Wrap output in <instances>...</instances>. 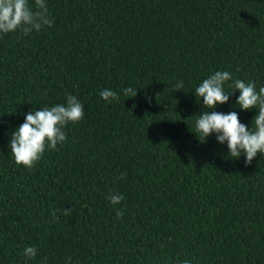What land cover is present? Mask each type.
<instances>
[{"label": "trees", "instance_id": "trees-1", "mask_svg": "<svg viewBox=\"0 0 264 264\" xmlns=\"http://www.w3.org/2000/svg\"><path fill=\"white\" fill-rule=\"evenodd\" d=\"M48 10L51 26L0 34V264H264V155L246 165L191 130L203 110L193 89L212 71L264 85V0H48ZM69 93L84 116L66 141L17 165L7 144L22 112ZM238 94L216 110L249 124L257 109L241 110ZM109 192L123 194L115 207Z\"/></svg>", "mask_w": 264, "mask_h": 264}, {"label": "clouds", "instance_id": "clouds-1", "mask_svg": "<svg viewBox=\"0 0 264 264\" xmlns=\"http://www.w3.org/2000/svg\"><path fill=\"white\" fill-rule=\"evenodd\" d=\"M52 22L48 0H34V4L29 0H0V34L19 30L27 35L51 26ZM176 89H184L182 80L173 86V90ZM233 90L239 92L235 104L241 110L257 109L249 124L242 122L235 110H216L218 104L229 102ZM121 91L129 97L134 96L137 89L126 87ZM193 92L197 101L202 103L203 110L195 117L191 130L201 142L215 134L217 143L226 144L227 156L239 158L243 154L246 165L258 152L264 155V85L257 88L254 80L236 78L228 70L217 69L203 78ZM98 94L108 103L119 99V93L111 88H103ZM22 114L23 121L11 131L7 147L17 165L32 168L46 149H55L66 141L65 126L84 116V105L77 95L69 93L64 102L33 107ZM120 175L123 177L124 173ZM106 199L115 207L123 199V194L109 192ZM116 215H122L121 209H116ZM36 254L35 245H25L21 253L25 260ZM178 264H193V261L182 259Z\"/></svg>", "mask_w": 264, "mask_h": 264}]
</instances>
